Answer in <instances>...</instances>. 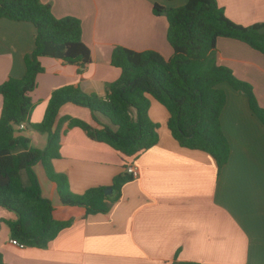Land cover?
<instances>
[{
  "label": "crops",
  "instance_id": "obj_1",
  "mask_svg": "<svg viewBox=\"0 0 264 264\" xmlns=\"http://www.w3.org/2000/svg\"><path fill=\"white\" fill-rule=\"evenodd\" d=\"M40 1L50 6L54 17L80 21L81 40L89 49L91 62L78 73L75 65L49 57L40 59L44 71L30 94V124L42 120L50 94L57 88L77 85L83 93L104 96L106 85L120 74L110 65L115 46L153 50L168 59L172 50L166 40L167 20L153 15L152 7L177 8L187 2ZM216 1L236 24L264 22V0ZM34 38L30 23L0 19V84L10 77H22L23 57L32 51ZM216 62L248 83L264 108V55L242 42L218 38ZM219 88L225 94L220 124L230 148L219 172L208 154L178 145L166 127V109L149 98L148 116L158 125V141L131 162L137 177L121 187L120 196L107 212L84 216L83 208L62 205L55 184L38 163L33 170L42 196L54 208L53 217L72 222L46 248H19L9 242L6 225L15 216L0 207L3 263L168 264L176 258L198 264H264V125L252 114L243 93L226 83ZM1 103L0 96V108ZM64 116L97 126L87 108L71 103L61 106L57 120ZM22 130L30 147H45V134L27 125ZM59 154L52 160V168L66 177L74 194L109 187L113 177L123 171L122 158L115 150L91 140L77 127L61 137Z\"/></svg>",
  "mask_w": 264,
  "mask_h": 264
},
{
  "label": "trees",
  "instance_id": "obj_2",
  "mask_svg": "<svg viewBox=\"0 0 264 264\" xmlns=\"http://www.w3.org/2000/svg\"><path fill=\"white\" fill-rule=\"evenodd\" d=\"M152 13L167 20L166 40L172 50L168 59L153 50L115 46L110 65L120 74L106 85L104 96L83 93L77 85L57 88L50 94L42 120L30 124V94L37 86V76L44 71L40 59L49 57L75 65L80 73L91 62V56L81 40L77 18H56L50 6L40 0H0V19L28 22L35 29L32 51L23 57L22 77H10L0 84V207L15 216L6 222L11 239L43 249L72 222L53 217L54 208L42 196L33 170L38 163L55 184L62 205L83 208L84 216L107 212L110 203L120 196L121 187L133 180L125 172L127 165L158 141V125L148 116L149 98L166 109V127L178 145L208 154L218 172L230 152L220 124L225 94L219 85L226 83L243 93L252 114L264 125V108L259 106L252 87L216 62L218 38L242 42L264 55V22L236 24L225 16L216 0H187L177 8L154 4ZM66 103L87 108L97 126L69 116L57 120L59 109ZM21 124L46 135L43 149L29 146L23 128L19 129ZM74 127L121 156L123 171L113 177L109 187L74 194L66 177L53 170L52 160L60 156L61 137ZM106 188L112 194L105 196ZM0 264H4L1 253ZM168 264L198 263L174 258Z\"/></svg>",
  "mask_w": 264,
  "mask_h": 264
},
{
  "label": "built area",
  "instance_id": "obj_3",
  "mask_svg": "<svg viewBox=\"0 0 264 264\" xmlns=\"http://www.w3.org/2000/svg\"><path fill=\"white\" fill-rule=\"evenodd\" d=\"M22 128H23V125H22V124L19 125V129H22ZM125 172L128 173L129 175H131V177H132L133 179L136 178V177H137V174H138V172H137V168L135 167V165H134L133 163L127 165V167L125 168ZM9 242H10L11 244H13V245L19 247V248H23V247H24L23 244L17 242V241L14 240V239H10Z\"/></svg>",
  "mask_w": 264,
  "mask_h": 264
},
{
  "label": "water",
  "instance_id": "obj_4",
  "mask_svg": "<svg viewBox=\"0 0 264 264\" xmlns=\"http://www.w3.org/2000/svg\"><path fill=\"white\" fill-rule=\"evenodd\" d=\"M111 192H112V190H111L110 188H106V189L104 190V195H105V196H108Z\"/></svg>",
  "mask_w": 264,
  "mask_h": 264
},
{
  "label": "rangeland",
  "instance_id": "obj_5",
  "mask_svg": "<svg viewBox=\"0 0 264 264\" xmlns=\"http://www.w3.org/2000/svg\"><path fill=\"white\" fill-rule=\"evenodd\" d=\"M21 178H22V180L25 182L26 181V177H25V174L22 172L21 173Z\"/></svg>",
  "mask_w": 264,
  "mask_h": 264
}]
</instances>
